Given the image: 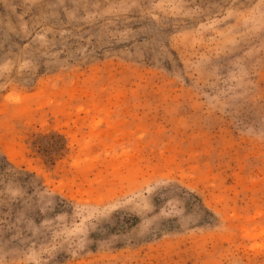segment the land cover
I'll return each instance as SVG.
<instances>
[{
	"label": "rangeland",
	"instance_id": "rangeland-1",
	"mask_svg": "<svg viewBox=\"0 0 264 264\" xmlns=\"http://www.w3.org/2000/svg\"><path fill=\"white\" fill-rule=\"evenodd\" d=\"M0 264H264V0H0Z\"/></svg>",
	"mask_w": 264,
	"mask_h": 264
}]
</instances>
